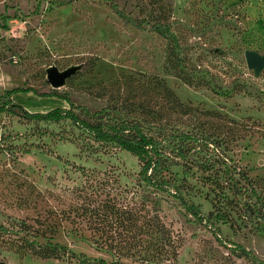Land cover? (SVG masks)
Segmentation results:
<instances>
[{"label":"rangeland","instance_id":"374dc122","mask_svg":"<svg viewBox=\"0 0 264 264\" xmlns=\"http://www.w3.org/2000/svg\"><path fill=\"white\" fill-rule=\"evenodd\" d=\"M247 51L264 55V0H0V95L34 89L13 101L29 113L74 107L79 115L121 97L184 123L194 135L190 160H177L167 177L205 217L145 187L131 153L70 120H27L16 109L0 114V225L11 230L0 231V261L112 264L83 215L111 196L129 206L158 201L181 244L173 261L120 264H264V69H249ZM51 66L81 69L54 89ZM160 82L188 115L167 116ZM23 222L33 227L31 242L58 244L67 256L22 251Z\"/></svg>","mask_w":264,"mask_h":264},{"label":"trees","instance_id":"16d2710c","mask_svg":"<svg viewBox=\"0 0 264 264\" xmlns=\"http://www.w3.org/2000/svg\"><path fill=\"white\" fill-rule=\"evenodd\" d=\"M156 90L162 95L168 106V115L175 110L188 115L191 109L179 101L173 91L166 84L160 82ZM32 91L34 89H14L0 95V114H15L20 109V116L27 120L39 122H60L70 120L81 132H85L101 143L114 144L123 151L131 153L141 162L139 173L140 182L156 193H168L176 198L188 215L198 221H204L198 205L186 198V188L168 178L174 165H180L177 160H190L185 150L186 143L194 139V135L187 130V125L177 120L169 122L164 118L162 110L150 109V104H139L130 99L117 98L114 103L96 111L80 107L83 118L74 107L57 108L47 113H29L17 105L12 95L15 92ZM50 96V95H42ZM62 99L65 97L53 93ZM146 109H149L146 111ZM143 112V113H142ZM142 113V114H141ZM187 163V162H186ZM149 200V199H148ZM83 208L84 217L87 216L89 229L93 233L94 244L99 249L111 252L116 260L112 264H120V260L130 258L134 262H165L176 260L181 244L177 237L159 215L158 201L153 208H149L144 201L139 204L123 205L114 197L108 196L97 206L87 205ZM32 225L23 222L17 233L21 239L18 247L28 250L31 254L43 259H62L67 256L65 248L52 243L39 244L31 242ZM1 232L11 230L0 225ZM21 234H24L22 237ZM246 256L250 251L243 249ZM84 262H90L84 257ZM106 264L105 260L99 263Z\"/></svg>","mask_w":264,"mask_h":264},{"label":"water","instance_id":"95a60500","mask_svg":"<svg viewBox=\"0 0 264 264\" xmlns=\"http://www.w3.org/2000/svg\"><path fill=\"white\" fill-rule=\"evenodd\" d=\"M245 57L249 69L255 70L257 73H260L264 69V55L255 51H247ZM80 69L81 66H72L64 71H60L56 66H51L47 69V79L54 89H60ZM0 264L6 263L0 261Z\"/></svg>","mask_w":264,"mask_h":264}]
</instances>
